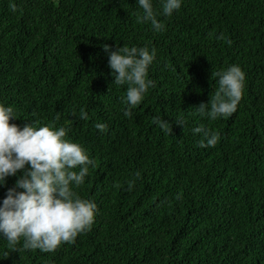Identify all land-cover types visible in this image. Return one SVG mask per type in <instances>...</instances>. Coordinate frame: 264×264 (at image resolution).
<instances>
[{"label": "trees", "instance_id": "16d2710c", "mask_svg": "<svg viewBox=\"0 0 264 264\" xmlns=\"http://www.w3.org/2000/svg\"><path fill=\"white\" fill-rule=\"evenodd\" d=\"M11 2L0 0V102L21 127L60 114L95 160L76 191L99 210L52 252L0 238V264H264V0H183L158 16L161 32L138 18L137 0ZM106 44L157 49L155 83L131 117ZM232 64L246 73L237 110L202 116L194 107L218 88L213 73ZM201 124L220 134L215 146H200Z\"/></svg>", "mask_w": 264, "mask_h": 264}, {"label": "clouds", "instance_id": "9594fccd", "mask_svg": "<svg viewBox=\"0 0 264 264\" xmlns=\"http://www.w3.org/2000/svg\"><path fill=\"white\" fill-rule=\"evenodd\" d=\"M159 2L158 10L154 0H137L142 9L138 18L150 22L156 32L165 30L158 16H171L183 4V0ZM10 8L16 10L14 0ZM104 49L109 53L114 84L126 86L124 111L131 117L133 108L155 83L149 77V68L156 59L157 49L127 44L118 45L117 50L106 44ZM213 74L218 77V88L210 102L194 108L202 116L216 120L237 110L244 94L246 73L240 65L232 64ZM13 118H16L14 107L0 102V186L7 185L8 177H18L0 203V238L6 239L9 247L15 248L23 240L22 247L26 250L52 252L66 242H74L79 234L90 230L95 221L97 203L76 191L84 184L95 160L82 144L69 137L67 126L57 125L59 113L53 122L35 121L23 127L12 123ZM87 118L88 112L82 109L80 119ZM154 119L169 131V121L160 117ZM176 123L185 126L183 119ZM95 127L103 132L107 124L97 122ZM192 131L202 134L201 147L215 146L220 140L218 132L203 124Z\"/></svg>", "mask_w": 264, "mask_h": 264}]
</instances>
